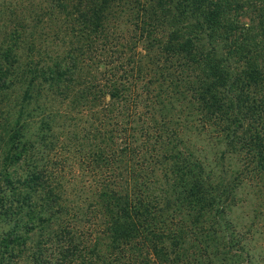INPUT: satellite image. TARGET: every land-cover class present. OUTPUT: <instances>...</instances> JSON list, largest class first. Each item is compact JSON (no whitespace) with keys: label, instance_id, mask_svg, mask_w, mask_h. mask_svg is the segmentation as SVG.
Returning a JSON list of instances; mask_svg holds the SVG:
<instances>
[{"label":"trees","instance_id":"1","mask_svg":"<svg viewBox=\"0 0 264 264\" xmlns=\"http://www.w3.org/2000/svg\"><path fill=\"white\" fill-rule=\"evenodd\" d=\"M0 179L20 264H264V0H0Z\"/></svg>","mask_w":264,"mask_h":264},{"label":"rangeland","instance_id":"2","mask_svg":"<svg viewBox=\"0 0 264 264\" xmlns=\"http://www.w3.org/2000/svg\"><path fill=\"white\" fill-rule=\"evenodd\" d=\"M17 168L16 171L19 172L21 168ZM11 187L0 179V191L3 190L4 194L9 193ZM10 198L13 199L12 193L8 198H2L5 210L0 212V264H20V261H27L30 249L37 240L36 230L25 231L24 228L23 216H26L28 209L16 203L7 205Z\"/></svg>","mask_w":264,"mask_h":264}]
</instances>
